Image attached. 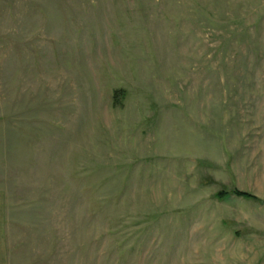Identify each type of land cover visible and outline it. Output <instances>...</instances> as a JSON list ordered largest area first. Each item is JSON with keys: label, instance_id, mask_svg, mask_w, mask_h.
I'll use <instances>...</instances> for the list:
<instances>
[{"label": "rangeland", "instance_id": "1", "mask_svg": "<svg viewBox=\"0 0 264 264\" xmlns=\"http://www.w3.org/2000/svg\"><path fill=\"white\" fill-rule=\"evenodd\" d=\"M0 191L7 264H264V0H0Z\"/></svg>", "mask_w": 264, "mask_h": 264}, {"label": "crops", "instance_id": "2", "mask_svg": "<svg viewBox=\"0 0 264 264\" xmlns=\"http://www.w3.org/2000/svg\"><path fill=\"white\" fill-rule=\"evenodd\" d=\"M7 202L6 194L0 191V264L8 262V241L6 233Z\"/></svg>", "mask_w": 264, "mask_h": 264}, {"label": "trees", "instance_id": "3", "mask_svg": "<svg viewBox=\"0 0 264 264\" xmlns=\"http://www.w3.org/2000/svg\"><path fill=\"white\" fill-rule=\"evenodd\" d=\"M225 194L224 193H220L219 196H224ZM233 195L237 196V197H240V198H244V199H247V200H253V201H260L257 197H255L254 195H251L249 193H246V192H241L239 190H234L233 191Z\"/></svg>", "mask_w": 264, "mask_h": 264}]
</instances>
